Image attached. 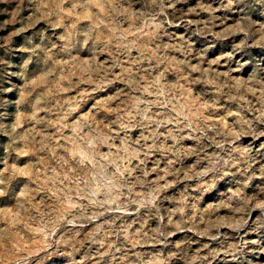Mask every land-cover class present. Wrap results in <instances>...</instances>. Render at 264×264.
Instances as JSON below:
<instances>
[{
    "label": "rangeland",
    "instance_id": "rangeland-1",
    "mask_svg": "<svg viewBox=\"0 0 264 264\" xmlns=\"http://www.w3.org/2000/svg\"><path fill=\"white\" fill-rule=\"evenodd\" d=\"M0 264H264V0H0Z\"/></svg>",
    "mask_w": 264,
    "mask_h": 264
}]
</instances>
